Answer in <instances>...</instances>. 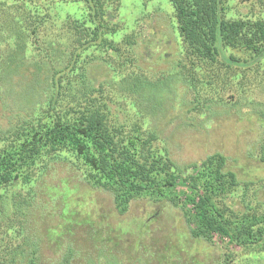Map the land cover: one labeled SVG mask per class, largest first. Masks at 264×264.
Instances as JSON below:
<instances>
[{
    "label": "trees",
    "instance_id": "16d2710c",
    "mask_svg": "<svg viewBox=\"0 0 264 264\" xmlns=\"http://www.w3.org/2000/svg\"><path fill=\"white\" fill-rule=\"evenodd\" d=\"M6 1L10 0H1V3ZM231 1L168 0L185 57L203 67H212L204 85H218L221 67L229 70L264 65V15L253 20H231L227 18ZM72 2L82 4L80 14L63 11ZM14 5L15 14H11L18 19L11 20L5 29L0 28V45L5 44L0 52V119L7 121L0 125V199H3L1 192L5 191L16 211L22 212L23 207L30 209L34 197L43 200L41 197L47 194L41 187L47 173L69 162L67 155H70L84 167L86 184L112 194L114 209L119 215L127 213L136 198L147 195L160 201L181 185L184 189L179 192L183 196L179 200L181 205L171 197L169 201L182 210L191 241L213 243L217 240L233 248L222 264H233L235 255L264 247V203L245 200L250 187L264 186V178L252 181L241 176L229 166L228 158L219 153L193 164L186 174L183 167L169 158L166 149L155 147L156 135L138 122L128 127L112 115L114 86L119 87L118 91L131 90L136 96H144L142 89L153 96H162L168 86L167 78L142 80L133 73V77L127 75L121 83L109 86L87 82L84 72L74 73L79 57L88 47L105 48L110 56L103 59L107 66L116 59L120 65L130 61L135 66L134 59L127 57H131V50L124 48L126 43L105 36L120 31V25L112 19L119 14L121 0H15ZM109 14L112 19L108 21ZM20 22L25 23L24 30ZM27 31L32 36L40 33L46 38L54 37L48 43L39 39L34 43L39 51L47 54L51 52L50 47L57 56L55 65L47 62L49 67L37 66L39 62H36L37 72L31 79L25 76V44L19 41ZM126 38L130 48L132 40ZM228 50L242 56L227 54ZM196 67L192 63L187 70V77L183 78L186 87L195 88L198 80H204L201 76L197 80ZM111 69L117 78L120 71ZM198 97L194 95L191 102L194 109L205 106ZM260 140L258 159L264 164V134ZM240 184L244 187V210L234 209L227 201ZM66 213L69 219L73 215L69 210ZM26 245L31 249L28 264H35L40 244L28 242ZM8 255L13 261L15 254Z\"/></svg>",
    "mask_w": 264,
    "mask_h": 264
},
{
    "label": "rangeland",
    "instance_id": "374dc122",
    "mask_svg": "<svg viewBox=\"0 0 264 264\" xmlns=\"http://www.w3.org/2000/svg\"><path fill=\"white\" fill-rule=\"evenodd\" d=\"M6 2L0 0V28L4 29L11 20L18 19L11 14H15V0ZM82 7L81 3L72 2L63 11L80 14ZM228 7L227 18L231 20H253L264 15L261 14L264 0H233ZM112 20L120 25V31L105 36L126 43L124 48L131 50V57H127L134 59L135 66L130 61L120 65L116 59L108 67L103 62L105 56L110 57L105 48L88 47L79 57L74 73L84 72L86 81L95 85L121 83L122 78L133 77V73L142 80L156 81L162 77L168 80L162 96H153L143 89L140 92L144 96H136L131 90L118 91L119 87L114 86L112 115L128 127L138 122L156 135L155 147L166 149L169 158L183 167L186 174L193 164L219 153L228 158L229 166L241 176L252 181L264 178V164L258 157L264 134V65L229 70L224 66L217 86L204 85L212 67H203L185 57L168 0H121L119 14ZM20 23L24 30L25 23ZM27 32L19 41L25 44V76L31 79L37 72L36 62L37 66L49 67L47 62L55 65L57 56L50 47L52 53L39 51L34 43L35 39L48 43L54 37L46 38L40 33L32 36ZM126 37L132 40L130 48ZM4 46L3 42L0 52ZM227 54L242 56L234 50H228ZM192 63L198 66L194 68L197 80L204 79L198 80L195 88L183 83ZM111 68L120 71L117 78ZM196 94L205 104L198 109L191 103ZM6 122L0 119V125ZM67 158L69 162L47 173L41 186L47 194L41 197L43 200L34 197L30 209L21 208L24 215L19 216L22 212L16 211L10 195L1 192L0 264H28V242L40 244L35 264H222L233 249L217 240L213 243L190 240L182 210L169 201L171 197L181 205L183 196L179 192L184 190L181 185L160 201L147 195L136 198L127 213L119 215L112 194L86 184L84 167L74 157L67 155ZM242 184L227 199L228 205L236 210H244ZM245 200L264 203V186L250 187ZM66 210L73 213L70 219ZM9 252L15 254L13 261ZM245 252L235 255L233 264H264V247Z\"/></svg>",
    "mask_w": 264,
    "mask_h": 264
}]
</instances>
